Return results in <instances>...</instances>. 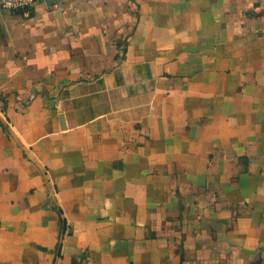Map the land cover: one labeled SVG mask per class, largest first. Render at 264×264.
<instances>
[{
	"label": "crops",
	"instance_id": "1",
	"mask_svg": "<svg viewBox=\"0 0 264 264\" xmlns=\"http://www.w3.org/2000/svg\"><path fill=\"white\" fill-rule=\"evenodd\" d=\"M0 264H264V0L0 7Z\"/></svg>",
	"mask_w": 264,
	"mask_h": 264
},
{
	"label": "built area",
	"instance_id": "2",
	"mask_svg": "<svg viewBox=\"0 0 264 264\" xmlns=\"http://www.w3.org/2000/svg\"><path fill=\"white\" fill-rule=\"evenodd\" d=\"M42 1L45 0H0V7L10 11H20L24 15L29 16L32 7ZM57 253L59 254V249H57Z\"/></svg>",
	"mask_w": 264,
	"mask_h": 264
}]
</instances>
